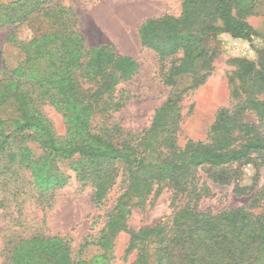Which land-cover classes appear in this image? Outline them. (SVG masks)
I'll return each mask as SVG.
<instances>
[{
	"label": "trees",
	"instance_id": "16d2710c",
	"mask_svg": "<svg viewBox=\"0 0 264 264\" xmlns=\"http://www.w3.org/2000/svg\"><path fill=\"white\" fill-rule=\"evenodd\" d=\"M253 2L235 0V5L239 11H248ZM197 8L202 14L199 27H184L182 24L190 20ZM215 14L227 31L247 37V25L236 17L227 0H183L178 18L163 16L141 24V44L155 49L161 57L171 52L167 51L169 46L184 49L183 60L170 67L169 83L185 72L191 75L187 89L203 82L205 74L197 59L206 66L213 53L202 46L200 38L214 29L209 16ZM16 22L27 23L34 38L21 45L22 59L7 83H2L4 87L11 84L14 89L10 93L0 90V156L5 158L0 168L2 184H11V170L22 178L20 166L26 163L35 187L48 191L66 183L59 160L75 158L96 163L97 168L81 175V179L88 177L91 182V200L100 203L115 185L122 190L93 241L104 250L103 255L107 256L114 235L126 231L127 251H136L132 264H264L262 189L246 206L212 213L197 207L206 188L189 181L190 171L198 167L220 168L248 162L252 153L264 155V136L256 125L242 126L247 139L234 144L237 121L221 111L210 127L211 143L188 139L179 145L175 136L179 109L171 98L158 107L151 124L136 133L115 123L97 121L96 117L122 106L115 86L136 71L135 60L127 54H115L109 45L86 47L76 29L75 11L52 0H0V26ZM256 75L262 86V99L246 100L239 112L251 107L264 118V73ZM47 85L56 88L44 90L52 91L48 99L62 110L68 124L65 140L57 137L41 109L46 100L40 101L42 91L37 88ZM29 139L40 142L44 148L42 156L31 157V149L24 145ZM10 144L18 146V151L11 149ZM22 181L25 179H18L21 185ZM21 185L13 186L14 195L22 189ZM163 187L171 190V216L150 226L130 229L126 224L130 210L143 207L149 195H157ZM254 203L260 211L252 210ZM65 237L17 234L8 243L5 264L99 263L100 255L87 261L73 260Z\"/></svg>",
	"mask_w": 264,
	"mask_h": 264
},
{
	"label": "rangeland",
	"instance_id": "374dc122",
	"mask_svg": "<svg viewBox=\"0 0 264 264\" xmlns=\"http://www.w3.org/2000/svg\"><path fill=\"white\" fill-rule=\"evenodd\" d=\"M227 1L236 17L247 25L248 35L240 37L227 31L218 14L209 16L214 29L207 30L200 39L202 46L213 54L206 66L197 59L205 78L197 87L187 89L191 79L189 73L174 76L173 84L167 79L170 67L178 65L185 57L184 49L179 45L169 46L167 51L171 52L161 57L155 49L142 45L138 34L141 24L147 20L163 16L178 18L183 0H52L75 11L76 29L84 38L86 47L109 45L115 54H127L137 64L136 71L115 86V94L120 97L122 105L120 109L98 116L96 120L111 125L115 123L125 131L136 133L147 128L158 107L171 98L176 100L179 109L175 132L179 145L188 139L211 143L210 127L221 111L237 121L234 144L247 139L245 130H242L244 125H256V130L264 136V118L251 107L239 112L246 100L252 97L261 100L263 96L256 74L264 73V0H254L248 11H239L235 0ZM195 11L190 20L182 24L184 27L193 30L199 27L202 14L198 8ZM33 38L34 32L25 22L0 26V90L7 89L10 93L14 89L13 85L4 87L2 83H7L9 75L19 65L23 57L21 45ZM234 39L248 42L249 49L234 47ZM52 88L56 89L49 85L37 88L42 91L40 101L46 100L41 109L52 123L57 137L65 140L68 137L66 118L62 110L48 99L52 91L44 90ZM24 145L31 149V157L38 158L44 153V148L35 139L26 140ZM10 148L18 151V146L10 144ZM4 160L0 156V168ZM58 165L66 183L48 191L35 187L26 163L20 166L22 178L12 170L8 172L9 187L0 179V264H5L9 257L7 248L11 238L17 234L29 236L34 233L66 236L73 260L87 261L100 255L98 264H132L136 251H127L128 232L119 231L114 235L107 250L108 257L93 242L106 224L107 212L115 204L121 188L115 185L104 200L94 203L91 182L88 177L81 179V175L83 171L97 168V164L72 158L59 160ZM189 175V181L206 188L197 201L198 209L217 213L246 206L259 189L264 193V155L252 153L248 162L231 163L220 168L198 167ZM18 179H25L23 185ZM15 185H21L22 189L14 195L11 189ZM170 196L168 187H163L155 196L150 194L143 207L130 210L127 226L137 230L170 217ZM255 205L252 210L260 211V206Z\"/></svg>",
	"mask_w": 264,
	"mask_h": 264
},
{
	"label": "built area",
	"instance_id": "2783aa9c",
	"mask_svg": "<svg viewBox=\"0 0 264 264\" xmlns=\"http://www.w3.org/2000/svg\"><path fill=\"white\" fill-rule=\"evenodd\" d=\"M232 43L233 46L236 48L240 47L242 49H249V44L246 41H242L240 39H234Z\"/></svg>",
	"mask_w": 264,
	"mask_h": 264
}]
</instances>
